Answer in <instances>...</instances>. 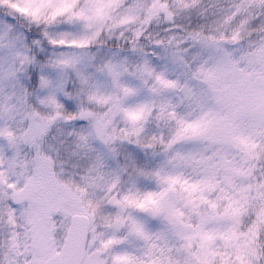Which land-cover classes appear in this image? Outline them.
<instances>
[{"label": "snow or ice", "instance_id": "snow-or-ice-1", "mask_svg": "<svg viewBox=\"0 0 264 264\" xmlns=\"http://www.w3.org/2000/svg\"><path fill=\"white\" fill-rule=\"evenodd\" d=\"M0 264H264V0H0Z\"/></svg>", "mask_w": 264, "mask_h": 264}]
</instances>
